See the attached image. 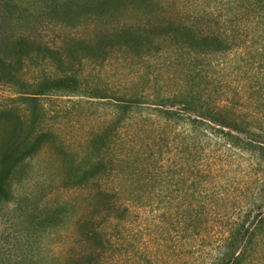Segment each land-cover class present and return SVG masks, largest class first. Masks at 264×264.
Wrapping results in <instances>:
<instances>
[{
  "label": "rangeland",
  "instance_id": "374dc122",
  "mask_svg": "<svg viewBox=\"0 0 264 264\" xmlns=\"http://www.w3.org/2000/svg\"><path fill=\"white\" fill-rule=\"evenodd\" d=\"M50 1L0 0V148L18 139L22 150L44 134L39 151L14 172L10 199L0 203V264H75L92 252L93 245L79 235V221L100 217L99 191L116 195L122 205L129 204L133 189L135 201L144 197V156L155 149L157 132L144 121L158 118V95L188 85V70L172 63L174 55L147 59L125 48L105 61L80 62L76 52L80 43L95 46L122 25L142 26L147 11L155 21L162 13L182 17L189 0H150L146 6L141 0H69L65 7V0ZM235 58L218 67L224 80L233 76ZM241 65L242 80L232 79L245 86L248 67ZM68 73L73 78L51 81ZM242 93V102L235 93L232 99L252 109L254 98ZM119 103H135L140 113L115 136L111 123ZM45 131L53 134L46 143ZM99 133L105 134L100 151L92 145ZM98 155L114 160L117 175L102 185L90 177L79 185ZM230 169L237 173L235 166ZM109 229L118 240L103 264H145V255L155 264H197L196 249L209 248L205 230L197 244L192 234L163 221L156 204H131L126 226L114 220Z\"/></svg>",
  "mask_w": 264,
  "mask_h": 264
},
{
  "label": "trees",
  "instance_id": "16d2710c",
  "mask_svg": "<svg viewBox=\"0 0 264 264\" xmlns=\"http://www.w3.org/2000/svg\"><path fill=\"white\" fill-rule=\"evenodd\" d=\"M68 1L50 4L62 2L65 7ZM141 3L146 6L150 0ZM145 15L140 27L122 25L95 46L80 43L76 52L83 56L80 62L86 57L105 61L125 48L147 59L174 55L172 63L188 70V85L171 95H158L153 107L158 118L144 121L157 130L155 149L144 156L143 184L148 191L135 201L133 189L128 205L99 191L100 217L79 221V235L93 245L92 252L75 264L106 261L118 240L109 227L114 220L126 226L131 204H156L163 221L192 234L194 240L205 230L204 244L209 248L196 249L197 264H264V0H189L182 17L162 13L155 21L149 11ZM232 57L236 69L224 80L218 67ZM244 62L247 84L238 86L232 78L239 79ZM71 74L50 78L67 81ZM242 91L254 98L252 109L242 108ZM119 104L111 123L115 136L121 127L134 124V115L140 113L135 103ZM52 137L45 131V143ZM104 138L99 133L93 139L98 151ZM43 139L40 133L25 149L16 146L18 139L0 148V203L10 199L14 172L39 151ZM112 162L98 155L79 185L89 177L99 185L113 178L117 172ZM232 166L237 168L235 175L229 173ZM119 191H114L117 197ZM185 196L192 199L185 201ZM144 258L145 264H155L152 255Z\"/></svg>",
  "mask_w": 264,
  "mask_h": 264
}]
</instances>
